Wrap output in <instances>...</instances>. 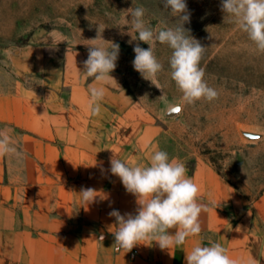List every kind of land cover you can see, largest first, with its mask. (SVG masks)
I'll list each match as a JSON object with an SVG mask.
<instances>
[{"label":"crops","instance_id":"1","mask_svg":"<svg viewBox=\"0 0 264 264\" xmlns=\"http://www.w3.org/2000/svg\"><path fill=\"white\" fill-rule=\"evenodd\" d=\"M24 62L17 55L11 71L0 68V129L11 130L24 154L20 163L0 158V264H185L194 246L212 242L238 264H264V190L249 201L204 161L185 166L207 206L200 234L169 250L145 242L116 252L109 213L135 214L137 204L110 173V159L146 165L157 130L101 102L92 115L86 83L76 82L64 99L55 85L34 80L39 54ZM84 188L97 192L95 202L85 204Z\"/></svg>","mask_w":264,"mask_h":264},{"label":"rangeland","instance_id":"2","mask_svg":"<svg viewBox=\"0 0 264 264\" xmlns=\"http://www.w3.org/2000/svg\"><path fill=\"white\" fill-rule=\"evenodd\" d=\"M185 2L190 22L184 27L205 47L200 66L218 93L212 101L182 103L170 77L171 49L166 44L157 43L154 49L164 65L154 81L160 89L134 69L133 48L148 45L131 41L125 11L143 7L150 27H173L175 18L161 0H0V68L11 71L17 55L24 56L27 66L39 54L40 72L34 80L42 87L55 85L62 98L80 80L88 87L99 86L82 73L86 40L96 38L99 27L105 48L111 42L120 46L110 74L116 82L104 85L101 103L121 116L129 112L151 120L157 130L156 150L188 168L196 161L208 163L251 201L264 190V54L254 51L234 23L224 21L222 0ZM177 105L181 110L172 111Z\"/></svg>","mask_w":264,"mask_h":264},{"label":"clouds","instance_id":"3","mask_svg":"<svg viewBox=\"0 0 264 264\" xmlns=\"http://www.w3.org/2000/svg\"><path fill=\"white\" fill-rule=\"evenodd\" d=\"M161 3L165 10L170 9L171 16L175 18L173 27L159 30L150 27L145 22L143 7H130L125 11L128 17L127 34L131 36V41L148 45L143 48L137 43L133 48L134 69L142 78L150 80L159 88L154 81L164 65L157 59L154 49L157 43L166 44L171 49L168 61L170 77L182 94V103L214 100L218 93L208 85L204 79V69L200 66L205 47L184 27L190 22L185 0H161ZM221 11L224 13V21L234 23L239 31L247 35L254 51L264 54V0H222ZM101 33L98 27L97 37L86 40L88 55L83 61L82 73L85 78H91L99 85L88 89L89 110L92 115H98L101 111L100 102L105 96L104 85L115 81L110 74L117 67L120 51L119 44L113 42L110 48H105L101 43L105 42ZM180 110L181 105L172 108L175 112ZM23 156L13 140L11 130L0 129V158H14L20 163ZM109 171L120 179L126 192L135 196L137 204L135 214L122 215L115 209L109 213L110 217L115 218L116 230L111 232L116 252L121 249L130 252L137 245H149L145 242H155L161 250H169L183 245L187 238L200 234V216L207 211V206L198 201L199 186L187 175L184 163L170 158L164 150H156L144 166H130L113 155ZM96 193L92 188H84L79 192L86 205L95 202ZM99 239L102 241L104 236L101 235ZM185 264L238 262L227 254V249L220 243L212 242L208 246H194L185 254Z\"/></svg>","mask_w":264,"mask_h":264}]
</instances>
